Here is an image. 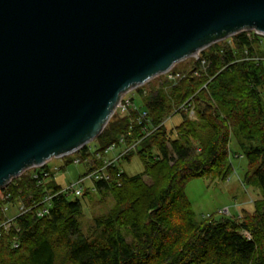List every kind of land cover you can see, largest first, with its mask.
Returning a JSON list of instances; mask_svg holds the SVG:
<instances>
[{
	"label": "trees",
	"instance_id": "obj_1",
	"mask_svg": "<svg viewBox=\"0 0 264 264\" xmlns=\"http://www.w3.org/2000/svg\"><path fill=\"white\" fill-rule=\"evenodd\" d=\"M229 41L233 45L217 43L203 51L175 85L146 95L137 89L139 110L157 128L149 136L137 122L139 111H133L125 117L115 114L96 140L102 154L112 146L136 144V149L109 169L108 181L83 194L85 203L95 197L114 202L107 215L94 219L90 236L82 229L84 204L78 198L56 195L49 213L38 215L47 193L62 190L48 165L0 191V224L11 218L8 205L21 202L28 209L14 216L8 230L0 229V264H264V65L245 60L246 52L264 58L262 40L242 33ZM195 70L199 76L193 75ZM192 110L195 119L190 118ZM176 115L181 122L169 130L165 121ZM232 137L247 160L244 183L258 189L261 199L238 216L198 221L186 187L198 178L226 180L232 174ZM135 156L144 172L129 177L119 163ZM77 157L88 159L91 169L103 164L89 146ZM75 158L65 157V166ZM43 172L50 179L39 183Z\"/></svg>",
	"mask_w": 264,
	"mask_h": 264
},
{
	"label": "water",
	"instance_id": "obj_2",
	"mask_svg": "<svg viewBox=\"0 0 264 264\" xmlns=\"http://www.w3.org/2000/svg\"><path fill=\"white\" fill-rule=\"evenodd\" d=\"M247 31L264 35V0H0V191L96 141L124 95Z\"/></svg>",
	"mask_w": 264,
	"mask_h": 264
},
{
	"label": "rangeland",
	"instance_id": "obj_3",
	"mask_svg": "<svg viewBox=\"0 0 264 264\" xmlns=\"http://www.w3.org/2000/svg\"><path fill=\"white\" fill-rule=\"evenodd\" d=\"M229 40L230 39L220 42V45L225 46V42H227L228 45H233V42ZM261 50L264 53V39L262 40ZM195 62L196 60L194 58L186 59L178 63L173 71L181 74L187 73L192 69ZM262 62L264 65V58ZM162 85L166 88L170 87V85L166 83L164 75L155 78L141 88L144 89L146 93H155L160 89V86L162 87ZM262 92L264 94V88L262 89ZM132 94L133 93L130 95ZM133 95L137 106H140L142 103L141 95L137 90ZM165 122L169 130H174L181 122V116H172ZM88 146L92 148V152L98 150L96 141ZM122 151L123 148L116 149L114 152L109 153L108 157L114 158ZM229 151L233 172L226 180L198 178L192 180L186 187V195L191 202L198 221H203L204 219H207L208 216H220L221 214H225V210H228V213L225 214L227 216H238L242 209L248 211L253 210V202L261 199V193L258 189L244 183V176L248 164L233 137L231 139ZM70 157L74 159L76 154H72ZM65 164V160L63 159H53L47 164L54 174L56 184L63 189L75 184L78 179L87 172V167L84 164H69L68 166H65ZM119 166L129 177L141 175L144 172V165L138 156H135L131 161L121 160ZM85 186L89 187L90 183L87 182ZM70 198L71 200L77 199L74 195H70ZM78 199L84 204V214L81 219L82 229L85 235L90 236L95 232L94 219L96 217L107 215L110 209L113 208L114 202L110 198L102 200L100 197H95L93 201L87 199L86 203L84 198L79 197ZM7 208V214L9 217L18 215L17 205H8Z\"/></svg>",
	"mask_w": 264,
	"mask_h": 264
},
{
	"label": "built area",
	"instance_id": "obj_4",
	"mask_svg": "<svg viewBox=\"0 0 264 264\" xmlns=\"http://www.w3.org/2000/svg\"><path fill=\"white\" fill-rule=\"evenodd\" d=\"M244 33H246V35L249 39H254V37H258L261 40L264 39V35H262L258 32L247 31ZM245 57H246L245 58L246 61H253V62H257V63L263 61V57H260L258 55H252L251 56L248 54V52H246ZM195 60H196V62L197 61L199 62L201 60V58L198 57ZM205 65H206V62L201 61V64H200L201 68H204ZM193 75L199 76V71L195 70L193 72ZM186 76H187L186 73H182V74L181 73H175L173 70L170 71L169 73H167L166 75H164V77L166 78V83L169 84L170 86L175 85L176 83H178L182 79L186 78ZM136 90L131 91L130 93H128L122 97L120 103L118 104L116 114H118L120 117H125V116L130 115V113L133 111L134 112L139 111V115L137 117V122L139 125L143 126V131L146 134V136H149L157 128L153 127L148 113L146 111H140L139 110V108L136 104L134 95H133ZM131 93H133V94L130 95ZM146 94L147 93L145 91V95ZM190 118L195 119V113L193 110L190 112ZM121 143H124V138H121ZM116 149L117 148L115 146H112V147L108 148L104 152V154H102L98 150L96 152H92V148L89 147V152L93 154L94 158L98 161L103 162L102 166H100V168H97V169H91L92 168L91 166H89V168L87 167V165L90 164L88 159L83 161L80 157L75 158L73 164H76V165L84 164L87 167V172L84 175H82L75 184H72L70 187H67L65 189L62 188V190L59 193L54 195L51 192H48L44 201L40 204L42 208L40 209L38 215L40 217H42V216L49 213V208L52 205V200L56 195H60V194L61 195H69V196L74 195L75 197L79 198V197L83 196L85 189L92 188V191H94L96 183H98L100 181H108L110 178L109 169L111 167L115 166L116 164H118L119 160L123 157V155L129 153L130 151H134L136 149V144L132 145L131 147H127V148L123 149V151L120 152L119 155H117L116 157L109 158L108 157L109 153L114 152ZM37 169H42V168H37ZM43 174H44V176H43L42 180L39 179L38 173H34V178L39 179V183H45L50 179V177H49L50 175H49V173H44V172H43ZM87 182L90 183L89 187L85 186ZM5 199L9 200L10 196L7 195L5 197ZM17 206H18V215L17 216L25 214L26 212H28V209L21 202L17 203ZM5 210L7 212L8 208H6ZM224 213L225 214L228 213V210H225ZM225 214H223V215H225ZM13 219H14V217H11L5 223L0 224V229L3 228L5 230H8L10 228L11 224L13 223Z\"/></svg>",
	"mask_w": 264,
	"mask_h": 264
}]
</instances>
